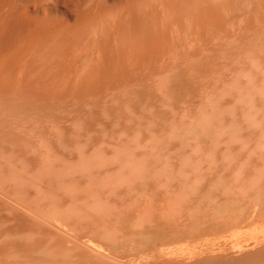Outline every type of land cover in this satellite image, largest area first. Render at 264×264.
<instances>
[{
	"label": "bare ground",
	"instance_id": "bare-ground-1",
	"mask_svg": "<svg viewBox=\"0 0 264 264\" xmlns=\"http://www.w3.org/2000/svg\"><path fill=\"white\" fill-rule=\"evenodd\" d=\"M113 1L0 0V264H264V148L198 161L155 142L144 149L133 134L135 113L151 117L138 95L159 53L225 52L254 59L227 64L241 72L264 66V0ZM120 88L130 95L110 92ZM63 112L81 118L87 145L81 125H43ZM120 123L123 146L97 149ZM209 126L200 136L211 141Z\"/></svg>",
	"mask_w": 264,
	"mask_h": 264
},
{
	"label": "rangeland",
	"instance_id": "rangeland-1",
	"mask_svg": "<svg viewBox=\"0 0 264 264\" xmlns=\"http://www.w3.org/2000/svg\"><path fill=\"white\" fill-rule=\"evenodd\" d=\"M111 3L116 6L119 5L118 1L114 2L111 0ZM158 29L159 39H162L160 30L162 31L163 25H158ZM234 37L235 36L230 38V42ZM223 38L227 37L224 35L220 36V40L227 43L222 40ZM238 60L254 61V59L251 58L241 59L236 56H231L225 52H208L205 56L192 58L186 54L159 53L158 70L154 75L155 81L151 87L147 88V92L138 95L140 103L147 105L146 107L148 109L146 113L149 112L151 114V117H149L150 120H148L147 117L140 116L136 113L134 115L137 117V120H139L138 122L142 123V129L141 131H135L133 134H136L137 138L143 144V147L145 146L144 143L147 142V148L144 147V149H148L150 143L155 142L159 149L161 147L163 148V146L166 148L164 150L161 149L163 153L169 154L174 158L180 156L181 153L178 151L180 150L183 153H190H185L186 155H194V157L195 155L198 156L196 157L198 161L205 160L215 162L221 157V155H224L226 151H237L242 147H239L241 144L246 146L245 149L248 150L256 146H258L257 148H264L263 143L262 145L256 144V141L264 142V66L254 68L250 72H241V70L234 66H227V64L231 62H233L234 65ZM190 62H205L211 63L214 66L209 69H189L187 68V64ZM179 65H181L182 68H180ZM178 70L181 71V73H179ZM181 77L184 79H191V81L195 83L193 86L196 87V91L192 90L193 86L188 88L185 85L179 84ZM110 92L112 94H117L120 97L130 95V89L127 88L111 89ZM239 94H242L241 98H238ZM153 95H156V97ZM195 96H200L198 102L203 103V105H201V103L192 104V100L197 98ZM113 102H116V100ZM129 102L131 103L130 100H119L116 103L121 105L122 108H126L133 112L132 106L129 105ZM229 102L239 103V110L235 113H231V110H228L226 107ZM158 106L161 107L163 111L168 110L171 115L169 117L165 116L166 114H163L162 110L157 112L156 110L158 109ZM68 108H73V105H69ZM199 109L200 113L198 114V117L193 116V114ZM245 111L250 113V125H248V122L245 121V118L242 116V113ZM63 114L65 115V118L61 117L59 121L57 120L56 122L53 121L51 117L43 118V125L47 126V128L53 126L58 128L60 125L65 124L81 125L82 131L77 134H79L78 137L81 140L80 143L87 145L86 143L87 140H89V135L87 131L84 130L85 124L81 118L75 117L72 118L73 120L67 121L66 113L63 112ZM201 122L203 124H201ZM152 123H154L155 126ZM207 123H209L211 129L209 130L212 134L211 141L206 139L205 136L207 135L202 136L201 134L200 136L201 132L204 133L202 129ZM196 124L197 126L193 127ZM14 125L15 124L13 123L12 126ZM121 125L122 123L117 126L121 131L119 133H117V131L114 134L109 132H106V134L102 133L103 135H101L99 142L104 145L102 144L101 147L98 146L99 148L97 149H118L117 147L115 148V145H118V147L123 146V143L117 142L120 139L124 141V137L122 136V128L124 124ZM202 125H204V127ZM197 128H200L201 130H196ZM55 130L56 129H54V131ZM32 134L35 133H31V135ZM154 136L155 138H152ZM38 138L39 137H36L34 140H39ZM147 138L153 140L148 143V141H145ZM179 141H185L188 146L182 145V143L180 145L182 147L176 148L178 147L176 146V143ZM99 142H97L98 145ZM112 144H114V147ZM126 146L129 147L130 145ZM142 146L141 149L139 148L140 150L137 146L129 149L137 156L140 154V151H143ZM86 148L87 147H84L83 149L79 147L80 150L89 151V149ZM172 148L177 150L170 153ZM64 150L66 152L65 154H70L74 153L76 149L65 148ZM66 150H68V152ZM213 154H219L220 156L214 159L208 158ZM183 156L184 154L182 157ZM200 156H203L204 159Z\"/></svg>",
	"mask_w": 264,
	"mask_h": 264
}]
</instances>
